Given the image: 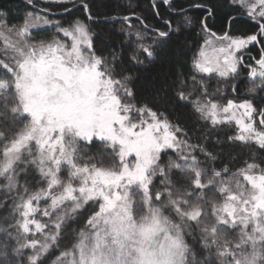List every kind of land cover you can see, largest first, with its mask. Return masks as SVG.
I'll return each instance as SVG.
<instances>
[{
    "label": "snow or ice",
    "instance_id": "1",
    "mask_svg": "<svg viewBox=\"0 0 264 264\" xmlns=\"http://www.w3.org/2000/svg\"><path fill=\"white\" fill-rule=\"evenodd\" d=\"M162 3L170 10L163 27L135 13L106 17L103 23L120 20L126 37L108 55L98 54L111 41L91 27L99 21L89 0H79L88 22L26 12L9 23L0 11V264H45L72 236L50 264H264V159L245 160L234 172L217 167L226 148L264 153V108L254 99L218 103L220 88L212 92L210 84L213 77L225 88L231 81L236 93L246 52L260 44L259 58L246 66L247 93H264V0H204L196 21L173 0ZM153 8L159 17L156 0ZM217 18L226 24L221 32L213 30ZM133 19L143 30L133 31ZM194 25L203 43L191 78L174 82L175 95L167 86L143 87L156 102L191 105L207 125L195 144L148 102H127L136 99L133 69L180 45L183 30ZM43 26L55 32L37 39L32 32ZM233 124L235 134L224 133L215 141L219 150H209L213 132ZM93 147L91 156L83 150Z\"/></svg>",
    "mask_w": 264,
    "mask_h": 264
},
{
    "label": "trees",
    "instance_id": "2",
    "mask_svg": "<svg viewBox=\"0 0 264 264\" xmlns=\"http://www.w3.org/2000/svg\"><path fill=\"white\" fill-rule=\"evenodd\" d=\"M89 2L91 3V10L93 14L97 16L99 21L98 23L92 24L91 27L94 31L99 33L100 36L111 41V43H108L107 45H102V47H105L106 50L102 53L98 52V54L101 55H108L113 49L119 52L121 50L120 45L126 39V37L119 32L121 21L116 20L115 22L103 23L106 17H123L125 15L131 16L135 13L138 16L146 18V22L150 26L155 27H163L161 18H170V10L162 3V0H156L157 8L160 14L159 17L156 15V9L153 8V0H89ZM203 2L204 0H173V6L175 7L178 5L179 7L188 9L186 15L192 17V19L196 21L203 18V12L196 7L198 4ZM224 2L226 3L227 0H224ZM64 8L72 9L71 14L65 15ZM0 11L7 13L9 23H18L19 19L22 18L26 12H33L37 16L46 17L52 21H60L63 24H66L69 20L75 17H80L88 22L84 15V10L79 7V0H75V4L68 3L65 5L50 3L49 0H32L31 5L27 3V0H0ZM231 14L235 15V13ZM171 18L175 19L174 15ZM131 23L134 26L133 31L137 29L143 30V26L136 19H133ZM216 24L217 26L213 29L214 31L221 32L224 28H226V24L223 27L220 26L219 18H217ZM242 27L247 29L249 32L254 31L250 25H243ZM54 32V27L43 26L33 30L32 35L37 39L50 38ZM198 32L199 28L196 25L191 28H185L180 38V45L182 46L173 43L161 50L154 59H144L142 54L141 58L144 59V65L133 69L136 99L135 101H127L130 103H135L136 101H139L140 103L148 102L150 107L166 115L173 123L179 122L188 133V136L192 137L189 142L193 144L203 142L205 132L197 130L206 129L207 125L200 120L199 115L192 110L191 105L185 106L181 104L178 108H175V105L173 104L156 102L153 93L145 89L143 85L151 82L157 87L167 86L169 88V95H175V87L173 86L174 82L178 83V78L190 79L193 75L191 64L192 58L203 41L202 37L198 35ZM233 34L237 33L234 31ZM132 41L133 44L128 48L129 52L136 42L134 36L132 37ZM144 43H151V40L146 38ZM247 52L249 54L245 55V67L242 68L241 79L239 81L237 92H232L231 81L229 82L228 87L225 88L222 83L218 84L215 77H213L210 81L211 91L215 92L218 87L220 88V93L216 96L217 102H222L223 100L228 99H254L257 108H264V99H261V97H264V93H259L258 95L247 93L250 83L247 79L246 66L254 63L253 58H259L261 45H250ZM109 59H111L110 56ZM2 76L3 73H0V77ZM177 116H180L179 121H177ZM23 123H27V121H21V124L18 125V127H22ZM235 132L236 128L234 125L231 127L226 126L222 129L214 131L212 136L208 139L209 150L218 151L220 146L216 145L215 141L217 139H223L224 133H227V135H234ZM217 133H219V135H217ZM2 147L3 142H0V148ZM83 150L88 152V155L91 156L96 151V148L93 147L91 151L87 148H84ZM229 151H231V157L228 156ZM168 156L175 157V153L169 151ZM85 159H87V157H85ZM165 159H167V157H165ZM201 159H203L202 156ZM220 159L221 163H219L217 167H223L227 164L234 172L237 168L243 165L245 160L254 159L256 163H259L261 159H264V153L256 151L255 148H253L250 152L248 148L238 145L234 149H224ZM106 163H111V161L106 160ZM4 182L5 181L3 179H0V184ZM155 183L159 185V180H156ZM0 199H3L2 193H0ZM40 206L43 208L44 204L42 203ZM91 207L98 206H90V209ZM89 214L90 211L83 214L80 220V227H83V220L86 219ZM78 231L79 228H77V232ZM75 240V236L62 238L59 243V247L51 250L52 254L49 256L48 260H45V264H50L51 259H54L55 256L59 255L60 251L65 250L66 247L70 246V242H75Z\"/></svg>",
    "mask_w": 264,
    "mask_h": 264
},
{
    "label": "rangeland",
    "instance_id": "3",
    "mask_svg": "<svg viewBox=\"0 0 264 264\" xmlns=\"http://www.w3.org/2000/svg\"><path fill=\"white\" fill-rule=\"evenodd\" d=\"M41 18H45V17H41ZM262 40H264V37H262ZM202 43H203V41H202ZM246 54H249V53L246 52ZM245 57H246V56H245ZM251 65H254V63H252ZM257 82H258V81H257ZM233 100H234V99H233ZM241 100H243V99L235 100V101L240 102ZM218 103L225 104V103H227V100H223L222 102H218ZM258 120H259V117L257 116V117H256L257 127H259ZM233 125H234V124H233ZM234 126H235V125H234ZM134 160H135V157H134V156L129 157V162H130V163L134 162Z\"/></svg>",
    "mask_w": 264,
    "mask_h": 264
}]
</instances>
